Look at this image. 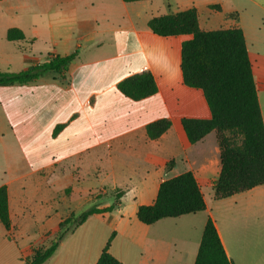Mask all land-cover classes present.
<instances>
[{
	"label": "crops",
	"instance_id": "obj_1",
	"mask_svg": "<svg viewBox=\"0 0 264 264\" xmlns=\"http://www.w3.org/2000/svg\"><path fill=\"white\" fill-rule=\"evenodd\" d=\"M172 1H0L1 72L78 52L64 78L51 71L29 84L0 86V187L8 189L12 226L8 232L0 222V264H21L33 248L49 247L72 214L110 207L119 192L116 207L89 217L47 264H96L114 232L109 252L121 264H195L209 217L233 264H264V185L215 199L217 134L191 144L182 124L212 118L204 92L187 86L181 70L182 45L192 36L161 37L148 26L154 17L196 8L201 29L213 31L217 21L201 14L213 6L227 12L228 28L244 31L259 82L264 0ZM12 29L25 39L9 41ZM143 72L155 79L154 95L133 100L119 90L121 81ZM258 99L264 120L263 88ZM164 119L171 127L151 140L147 126ZM189 171L206 210L141 223L138 209L154 204L161 183Z\"/></svg>",
	"mask_w": 264,
	"mask_h": 264
},
{
	"label": "trees",
	"instance_id": "obj_2",
	"mask_svg": "<svg viewBox=\"0 0 264 264\" xmlns=\"http://www.w3.org/2000/svg\"><path fill=\"white\" fill-rule=\"evenodd\" d=\"M148 26L161 37L192 36L182 45L181 70L187 86L204 92L212 118L184 119L182 124L191 144L200 142L213 131L217 134L221 172L213 186L215 199H225L264 185V120L258 99V89H264V80L256 82L254 79L243 29L231 27L205 31L200 27L196 8L154 17ZM7 39L21 41L25 35L18 29H12L8 31ZM77 54L49 55L41 63L17 73L0 71V86L29 84L51 71L64 78ZM118 88L133 100H141L157 92L155 79L150 72L130 76L121 81ZM170 127L171 122L164 119L149 124L146 131L151 140H156ZM122 195L123 192H119L117 201L110 207L99 209L94 205L80 216L64 220L59 225L55 241L49 247L33 248L30 257L21 258V264H47L66 237L89 217L111 212ZM205 210L201 188L189 171L162 182L154 204L140 206L137 217L141 223L152 225L166 218H178ZM0 222L8 232L11 231L6 186L0 187ZM115 235V232L112 233L96 264H121L109 252ZM195 264H233L211 217L206 222Z\"/></svg>",
	"mask_w": 264,
	"mask_h": 264
},
{
	"label": "rangeland",
	"instance_id": "obj_3",
	"mask_svg": "<svg viewBox=\"0 0 264 264\" xmlns=\"http://www.w3.org/2000/svg\"><path fill=\"white\" fill-rule=\"evenodd\" d=\"M169 2L171 4H174V2L172 0L171 1L169 0ZM173 11L174 10H172V13H173ZM201 16H202V19H214L215 21H217L213 26H211V28L213 30H215V29H221V28L222 29H227L229 27V23L232 22V18L229 17V15L227 14V12L218 10L215 6H213L212 8L210 7V9L208 11L203 12V14H201ZM167 167H169V166H167ZM114 199H115V197L114 198L108 197L107 201L109 203L111 201H114ZM86 209H87L86 207L85 208H82L81 210H78L77 215L72 214V216L78 217L84 211H86Z\"/></svg>",
	"mask_w": 264,
	"mask_h": 264
}]
</instances>
